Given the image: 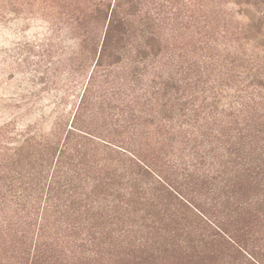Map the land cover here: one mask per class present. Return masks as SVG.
I'll use <instances>...</instances> for the list:
<instances>
[{
    "label": "rangeland",
    "instance_id": "1",
    "mask_svg": "<svg viewBox=\"0 0 264 264\" xmlns=\"http://www.w3.org/2000/svg\"><path fill=\"white\" fill-rule=\"evenodd\" d=\"M113 2L0 0V264H264V1L121 0L94 74Z\"/></svg>",
    "mask_w": 264,
    "mask_h": 264
},
{
    "label": "trees",
    "instance_id": "2",
    "mask_svg": "<svg viewBox=\"0 0 264 264\" xmlns=\"http://www.w3.org/2000/svg\"><path fill=\"white\" fill-rule=\"evenodd\" d=\"M255 1L257 3V1L260 2L264 0H255ZM121 6H122L121 0H114L112 4L110 3L105 4V5L102 4V6L97 7L95 9V13L103 17V30L101 31L100 35H97V36L95 35L91 42L90 52H91V59L93 60L92 73L94 72V74L97 73L99 70H101L104 66L108 65V62H109V65H113V64L117 65L119 62H121V59H120L121 55H123L125 52L128 51L127 42H128V37L130 33V28L132 26L126 16V12L123 11V8H121ZM144 47L146 48L145 50L141 49L137 51L136 57H139V58L131 62V64H133L132 65L133 69H136V67L142 62V60H139V59L146 58L147 46H144ZM91 78L93 79L92 76ZM262 78L263 77H261L260 75L254 76V79H257V81H260V82H262ZM82 108H83V103L80 102V104L78 105V110L80 109L81 111ZM78 116L75 114L74 118L72 119L71 125L69 129L67 130V135L73 132H74L73 134H76L75 132L77 131L82 133V130L77 127V125L79 124V120H80ZM83 133L89 138L93 137L92 134H89L88 132L84 131ZM86 136L76 135V137L79 140L82 138V139L87 140L88 142L94 143L91 139H89ZM31 139H34V138H30V140ZM44 139L45 140L43 141V144L50 147L52 140L49 137V135L46 136V138ZM95 139L100 140L99 138H95ZM94 144L108 151V148L106 146L98 145L97 143H94ZM134 166L137 167L138 174L142 176L144 179L146 180L152 179L151 174L146 169L136 164ZM158 183L159 182L157 181L156 184ZM158 185H160V183ZM163 191L167 192L166 190H163ZM204 224L207 225L206 223ZM215 226L216 228H218L217 225ZM207 227L209 226L207 225ZM215 234L220 237L218 232L215 231ZM221 240L227 243L229 246H231V250L235 252L234 254H236V256L237 255L242 256V254L238 251V249H236L230 242H228V240L224 238H222ZM250 257L252 256H249V258ZM245 261L247 262V264H257V262L253 263L246 258H245Z\"/></svg>",
    "mask_w": 264,
    "mask_h": 264
}]
</instances>
